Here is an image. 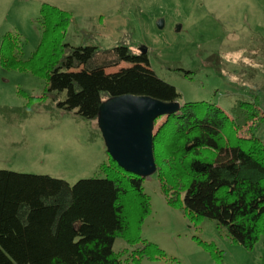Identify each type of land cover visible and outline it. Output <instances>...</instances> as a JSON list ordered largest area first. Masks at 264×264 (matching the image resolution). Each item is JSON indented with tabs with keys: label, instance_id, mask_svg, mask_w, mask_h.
Here are the masks:
<instances>
[{
	"label": "trees",
	"instance_id": "trees-1",
	"mask_svg": "<svg viewBox=\"0 0 264 264\" xmlns=\"http://www.w3.org/2000/svg\"><path fill=\"white\" fill-rule=\"evenodd\" d=\"M39 16L41 38L31 56L18 58V39L6 33L0 64L44 78V95L61 110L95 120L99 105L112 96L180 101L178 90L151 69L147 53L132 52L124 44L101 49L56 42L69 13L43 3ZM121 62L127 66L107 71ZM238 108L242 117L231 118L212 103H181L153 134L154 174L168 205L183 207L196 221L215 220L233 242L252 249L264 239V144L253 133L237 135L236 128L252 111H264V91ZM100 170L103 177L71 184L0 169V264H122V254L134 263L162 256L156 244L140 235L151 210L144 178L110 156ZM118 238L136 248L115 251Z\"/></svg>",
	"mask_w": 264,
	"mask_h": 264
},
{
	"label": "rangeland",
	"instance_id": "rangeland-1",
	"mask_svg": "<svg viewBox=\"0 0 264 264\" xmlns=\"http://www.w3.org/2000/svg\"><path fill=\"white\" fill-rule=\"evenodd\" d=\"M43 3L70 15L56 42L101 49L124 44L132 52L146 47L151 69L178 90L180 103H212L241 118L238 104L264 91V0H0V44L6 33L17 37L22 60L40 41ZM45 86L38 74L0 64V169L71 184L103 177L100 166L109 155L96 119L61 110L44 95ZM263 116L260 108L252 111L237 135L253 133L264 144ZM165 117L154 124V133ZM142 186L151 210L140 235L164 254L138 263L122 254V264H264V239L246 249L215 220L196 221L183 207L168 205L155 174ZM134 248L120 238L113 244L115 251Z\"/></svg>",
	"mask_w": 264,
	"mask_h": 264
},
{
	"label": "water",
	"instance_id": "water-1",
	"mask_svg": "<svg viewBox=\"0 0 264 264\" xmlns=\"http://www.w3.org/2000/svg\"><path fill=\"white\" fill-rule=\"evenodd\" d=\"M162 27L163 20L157 21ZM139 51L146 53V47ZM181 103L149 96L122 94L104 100L98 108L97 125L106 152L125 171L147 178L156 172L153 155L154 121L180 110Z\"/></svg>",
	"mask_w": 264,
	"mask_h": 264
}]
</instances>
